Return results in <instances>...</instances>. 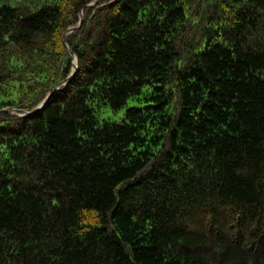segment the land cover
Instances as JSON below:
<instances>
[{"label":"trees","instance_id":"trees-1","mask_svg":"<svg viewBox=\"0 0 264 264\" xmlns=\"http://www.w3.org/2000/svg\"><path fill=\"white\" fill-rule=\"evenodd\" d=\"M0 264H264V0H0Z\"/></svg>","mask_w":264,"mask_h":264},{"label":"rangeland","instance_id":"rangeland-1","mask_svg":"<svg viewBox=\"0 0 264 264\" xmlns=\"http://www.w3.org/2000/svg\"><path fill=\"white\" fill-rule=\"evenodd\" d=\"M145 92H147V88L143 89V94H145ZM140 97H142V95ZM134 101H135V99H130L128 101L127 105L123 109L116 111V112H114L108 108H102V109L98 110L96 115H97L99 122H101V123L104 121L117 122V121L122 120V118L125 115L126 110L129 107H133Z\"/></svg>","mask_w":264,"mask_h":264},{"label":"water","instance_id":"water-1","mask_svg":"<svg viewBox=\"0 0 264 264\" xmlns=\"http://www.w3.org/2000/svg\"><path fill=\"white\" fill-rule=\"evenodd\" d=\"M93 6V5H91ZM81 22H79V25H81ZM77 28H73L71 31L73 32L74 30H76ZM71 56L73 57V65H74V72L73 74L68 78V80H71L75 77V75L77 74L78 72V64H77V59L76 57L73 55V53L71 52L70 53ZM65 84V83H64ZM58 89H56L55 91H57ZM54 91V92H55ZM53 92V93H54ZM53 93H51L46 99L45 101L39 106V108L35 111V112H39L42 110V108L44 107V105L47 103V101L51 98V96L53 95ZM3 112H6V113H11V114H19L21 117H30L31 115H33L34 113H26V112H23V111H17V110H12V111H3Z\"/></svg>","mask_w":264,"mask_h":264}]
</instances>
